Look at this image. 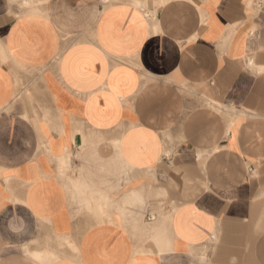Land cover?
<instances>
[{
	"label": "crops",
	"instance_id": "crops-1",
	"mask_svg": "<svg viewBox=\"0 0 264 264\" xmlns=\"http://www.w3.org/2000/svg\"><path fill=\"white\" fill-rule=\"evenodd\" d=\"M0 264H264V0H0Z\"/></svg>",
	"mask_w": 264,
	"mask_h": 264
}]
</instances>
